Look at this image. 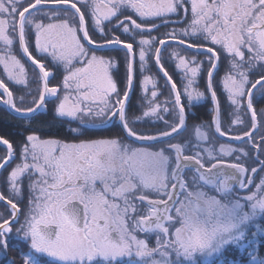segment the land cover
Masks as SVG:
<instances>
[{"label": "snow or ice", "instance_id": "6c2138e0", "mask_svg": "<svg viewBox=\"0 0 264 264\" xmlns=\"http://www.w3.org/2000/svg\"><path fill=\"white\" fill-rule=\"evenodd\" d=\"M170 42L192 50L170 53L182 88L161 59ZM137 58L141 71L154 60L172 96L144 75L147 107L130 116ZM208 100L211 123L190 128L186 109ZM0 103L27 133L18 152L0 137V252L14 235L22 264H264V0H0ZM49 103L63 135L32 126Z\"/></svg>", "mask_w": 264, "mask_h": 264}, {"label": "trees", "instance_id": "16d2710c", "mask_svg": "<svg viewBox=\"0 0 264 264\" xmlns=\"http://www.w3.org/2000/svg\"><path fill=\"white\" fill-rule=\"evenodd\" d=\"M112 54H115L113 56L115 58H117L118 60H121V61L123 60V56L119 58V52L112 53ZM201 57H203V56H201ZM149 59H151V58H149ZM153 61L154 60H151V63ZM167 63L173 69V66L169 62H167ZM221 64H222V62H221ZM154 66H155V64H154ZM168 70H170V67ZM156 71H157V69H156ZM221 71H222V69H221ZM178 73H180V72H176V74L179 75V78L181 79V84L183 85L184 81L181 78L182 74H178ZM170 74L172 75L177 86L180 87V83L178 81V76L177 75L174 76L172 74V72ZM138 78H139V70L137 69L136 70V83H137ZM162 80H164V79L162 78ZM118 83L120 86H124V68H123V66H121V69H120V75L118 77ZM203 86L201 88L199 85V88H201L203 90V88H205V84H203ZM133 96H134L133 103H135L134 111H136L135 109H136V105H137V99L139 102V98L136 96V90L134 91ZM205 102H206L205 105L197 106V107L193 108L194 110L199 112L198 118H196L194 116L191 117V119L193 121L194 120L195 121H201V120H209L210 119V117H211L210 114H212V112H210L211 110H209V107H211V104H210V101L209 102L205 101ZM52 111L53 110L49 109V112L47 114H43V115H39L38 117H35V120L32 122V126L37 127L38 125H41V124H43V125L53 124L54 127H52V129H51L53 134L63 135L64 132L66 131V125H61L59 122L54 121ZM25 123H26L25 119L16 118V117L8 114L5 109L0 107V136L1 137L9 139L13 143H17V142H19V139L22 136V141H23V137L27 134L25 132L24 127H23V125ZM20 132H22V133H20ZM0 150H2L1 147H0ZM0 205L5 206L3 204H0ZM261 223H264V221H261ZM24 249H25V245L23 244L22 241L15 240V242H13V243L10 242V247H9L7 254L0 252V264H22V261L19 258V254H20V250H24ZM231 255H232V257H234L238 261H246L247 260V257L243 252H239V253L233 252ZM261 255H264V240H262V244H261Z\"/></svg>", "mask_w": 264, "mask_h": 264}, {"label": "rangeland", "instance_id": "374dc122", "mask_svg": "<svg viewBox=\"0 0 264 264\" xmlns=\"http://www.w3.org/2000/svg\"><path fill=\"white\" fill-rule=\"evenodd\" d=\"M118 32H120V31H118ZM173 50H176V51H181L182 52V54H185V55H190V54H188V53H186V52H183L182 50H180V48H178L177 46H175V45H173V46H170L169 48H167L166 50H165V52L162 54V62L164 63V67L168 70L169 69V67H170V70H168L169 72L171 71L172 72V74L175 76V75H177L176 74V72H180V70L179 69H177L176 67H175V64L177 63V61H175V60H173V59H171L170 58V53L173 51ZM18 55H20L19 53H18ZM122 56H124V53L123 54H121V55H119V58L120 57H122ZM199 59H204V57H201V56H199L198 57ZM21 59H22V61L25 63V66L28 68V71H29V89L31 90V92H32V94L33 95H35L36 94V90H37V85L35 84V83H33V79L35 78V76H36V73H35V71H34V69L33 68H31L24 60H23V58L21 57ZM151 60L152 59H149L148 60V64L145 66V68L143 69V71H141V69H140V66H139V61H138V58H137V64H136V70L138 69L139 70V78H138V80H137V83H136V88H135V90H136V96L139 98V101H140V103L138 102V99H137V105H136V112H140L141 113V111H142V109L143 108H146L147 107V105H146V100H145V94H144V92H143V89H142V84H141V82H142V79H143V76L144 75H148V76H152L154 79H156L157 81H158V89H159V91L161 92V96L160 97H158V99H164V98H171V96H172V93H171V91H170V88L168 87V86H166L165 85V81L164 80H162V78L160 77V75L158 74V72L156 71V68H155V66H154V61L151 63ZM49 61H50V58H49ZM169 62L172 66H173V69H172V67L171 66H169L168 65V63L167 62ZM221 62H222V71H221V69H220V76H222L223 75V73H224V67H225V65H224V58L223 57H221ZM54 73H55V81H54V84L55 85H59L60 83H61V81H62V69H59V68H56V67H54L53 66V64L51 63V61H50V67H49ZM170 72V73H171ZM178 74H182L181 72L180 73H178ZM178 76V81H179V83H180V86H181V88L183 87V85L181 84V79L179 78V75H177ZM216 78H218L219 79V77H217L216 76ZM216 78H215V80H214V84H215V82H216ZM7 82V81H6ZM124 83H125V80H124ZM203 84H206V80H205V78L202 76L201 78H200V80H199V85H200V87L202 88V86H203ZM139 86V87H138ZM124 87V86H123ZM151 85H148V88H149V94H150V91H151ZM204 87V86H203ZM23 88V87H22ZM200 88V90H202ZM16 92H15V94L14 95H16L17 97L18 96H20V95H25L26 96V101L27 102H29L30 103V97H28L27 95H26V93H27V91H28V89H25V92H21V86H16ZM123 89V88H122ZM203 90H204V88H203ZM23 91V90H22ZM19 93V94H18ZM217 94H218V97H219V99H220V103H221V109H222V105H223V107L225 108V110H222V119H224V116L226 117V107H227V101H226V94L222 91V89L219 87V88H217ZM210 100H208V102H209ZM203 104H204V102H202V106H203ZM135 107V106H134ZM51 108H52V110H53V105L51 104ZM210 116H211V114H210ZM245 117L246 116H244V120H245ZM225 122V121H224ZM224 122H223V127H225V128H227L225 125H224ZM205 123H207V124H210L211 122H205ZM192 126H194V125H190L189 127L191 128ZM20 147V146H19ZM19 147H17V149H18V151H19ZM5 154V152L4 151H1L0 150V156H3ZM7 175V173H4V175H2V177H1V179H0V181H1V186H3L4 187V177ZM5 188V187H4ZM6 196L7 195H9V193L7 192V190L5 191V193H4ZM25 203H26V201H25ZM4 209H5V206H1L0 205V211H4ZM15 240H19L18 238H16L14 235H13V237L11 238V240H10V242H15ZM20 241V240H19Z\"/></svg>", "mask_w": 264, "mask_h": 264}, {"label": "flooded vegetation", "instance_id": "af4514ba", "mask_svg": "<svg viewBox=\"0 0 264 264\" xmlns=\"http://www.w3.org/2000/svg\"><path fill=\"white\" fill-rule=\"evenodd\" d=\"M133 18L134 19H138L137 17H135V16H133ZM138 22H139V20H138ZM171 27H177V25H175V24H173V25H170V26H162L161 28H160V34H163V33H165V32H167V31H169L170 30V28ZM115 35H117V36H120V38L122 39V40H128V36L126 35V34H122L121 32H118V30L115 32ZM94 38L95 39H100V37L98 36V35H95L94 36ZM116 52H119V55L120 54H122L123 53V50H117V51H113L112 53H116ZM122 52V53H121ZM111 53V54H112ZM33 54L34 55H37V58H40L39 56H38V54H36L35 52H33ZM112 55H115V54H112ZM21 57L23 58V60L31 67V68H33L32 66H31V64H29V62H27V60L21 55ZM46 67H50V61L48 60V61H46ZM225 67H226V65H225ZM225 67H224V71H225ZM222 68V67H221ZM54 73V72H53ZM55 74V73H54ZM54 77H55V75H54ZM218 77V76H217ZM216 80H218V78L216 79ZM54 81H55V78L53 79V80H51V83H50V85H53V86H55V84H54ZM118 85H119V83H118ZM9 86H10V88L12 89V91H13V93L15 94V92H16V86L15 85H12V84H9ZM119 87L122 89L123 88V86H120L119 85ZM180 88H181V86H180ZM217 88H219V86H217ZM23 90V91H22ZM21 92L23 93V92H25V89L24 88H22V86H21ZM19 94V93H18ZM133 99H134V96L132 95L131 96V99H130V101H129V105H128V107H129V114H130V116L132 115V114H135V115H140L141 113L140 112H136V111H134V106H135V103H133ZM139 103H140V101H139ZM185 103H186V101H185ZM211 103V102H210ZM50 104L51 103H49L48 104V108L49 109H51L52 110V108H51V106H50ZM206 104V102H204V104L203 105H205ZM132 106V107H131ZM199 106H202V105H199ZM261 106H264V105H261ZM212 109H213V106H212V104H211V107H209V110H211L210 112H212ZM187 111H188V119H187V123H188V125L190 126L191 124L192 125H196V124H200V123H205V122H211L212 121V114H211V117H210V119L209 120H201V121H193L192 119H191V117L192 116H194V117H196V118H198L199 117V112H197L196 110H194L193 108H191V109H186ZM221 110H225V108L223 107V105H222V109ZM7 112V111H6ZM49 112V111H48ZM231 112H232V108H231V106L228 104V102H227V107H226V117L224 116V119H223V122H224V125L226 126V127H228V125H229V122H230V120L232 119V116H231ZM8 113V112H7ZM9 114V113H8ZM44 114H47V112L46 113H44ZM52 114H53V111H52ZM11 115V114H10ZM40 115H43V114H40ZM39 116V115H38ZM38 116H35V117H38ZM202 116V115H201ZM244 118V117H243ZM247 122H248V116H246L245 117V123L247 124ZM239 126H233V131H235V130H237V128H238ZM20 133H22V132H20ZM89 135H91L93 138H96V136H98V135H104V136H109V135H122V133L120 132V129H119V127H115L114 129H113V131L112 132H104V133H90ZM254 135H256L255 133H254ZM1 137V136H0ZM9 140V139H8ZM24 140H25V136L23 137V141H22V136L20 137V139H19V142H17V143H13L11 140H9L10 142H12V144H13V146H14V148H16L17 149V147H19L23 142H24ZM222 140V139H221ZM234 144V143H233ZM2 148V147H1ZM1 151H6V149L5 148H2V150ZM17 152H18V149H17ZM2 192L3 193H5V191H6V189L2 186Z\"/></svg>", "mask_w": 264, "mask_h": 264}, {"label": "water", "instance_id": "95a60500", "mask_svg": "<svg viewBox=\"0 0 264 264\" xmlns=\"http://www.w3.org/2000/svg\"><path fill=\"white\" fill-rule=\"evenodd\" d=\"M168 45H176L174 42H170ZM168 45H165L164 46V48L166 47V46H168ZM177 46H179V45H177ZM163 48V49H164ZM163 49H162V51H163ZM162 51H161V54H162ZM190 51H192V50H190ZM29 62V61H28ZM30 63V62H29ZM34 67V66H33ZM156 68L158 69V67L156 66ZM159 71V70H158ZM160 73V72H159ZM161 74V73H160ZM161 76H162V74H161ZM163 77V76H162ZM52 78H50V80H51ZM165 80V79H164ZM134 86H135V77H134V83H133V89H134ZM170 86V85H169ZM132 92H133V90H132ZM132 92L130 93V97H131V94H132ZM130 99V98H129ZM0 105L1 106H3L11 115H13L14 117H17V118H20V117H18L17 116V114H15L14 112H11V110L10 109H8L6 106H4L2 103H0ZM213 105V104H212ZM47 112V110L46 111H44L43 113H46ZM40 114V113H39ZM38 115V114H37ZM36 115V116H37ZM221 139H223V140H227V138L226 137H224V138H221ZM231 143H239V142H231ZM1 146H3V145H1ZM3 147H5L6 148V146H3ZM1 192V191H0ZM0 203H3V202H0Z\"/></svg>", "mask_w": 264, "mask_h": 264}]
</instances>
